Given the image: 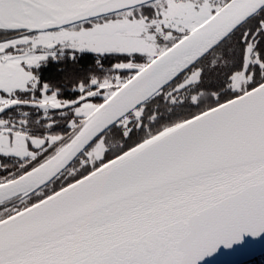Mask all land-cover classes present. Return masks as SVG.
Returning a JSON list of instances; mask_svg holds the SVG:
<instances>
[{"label":"snow or ice","instance_id":"1","mask_svg":"<svg viewBox=\"0 0 264 264\" xmlns=\"http://www.w3.org/2000/svg\"><path fill=\"white\" fill-rule=\"evenodd\" d=\"M264 241V0H0V264H208Z\"/></svg>","mask_w":264,"mask_h":264},{"label":"water","instance_id":"2","mask_svg":"<svg viewBox=\"0 0 264 264\" xmlns=\"http://www.w3.org/2000/svg\"><path fill=\"white\" fill-rule=\"evenodd\" d=\"M247 246H234L235 249H222L221 252L209 258L208 264H246L256 257L264 255V241L252 238Z\"/></svg>","mask_w":264,"mask_h":264},{"label":"trees","instance_id":"3","mask_svg":"<svg viewBox=\"0 0 264 264\" xmlns=\"http://www.w3.org/2000/svg\"><path fill=\"white\" fill-rule=\"evenodd\" d=\"M246 264H264V255L260 257H256L253 261H250L249 263Z\"/></svg>","mask_w":264,"mask_h":264}]
</instances>
